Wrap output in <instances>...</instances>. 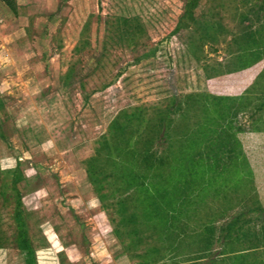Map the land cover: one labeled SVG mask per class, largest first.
<instances>
[{
    "label": "rangeland",
    "instance_id": "rangeland-1",
    "mask_svg": "<svg viewBox=\"0 0 264 264\" xmlns=\"http://www.w3.org/2000/svg\"><path fill=\"white\" fill-rule=\"evenodd\" d=\"M193 1L0 0V264H27L21 230L36 264H264V0ZM141 106L173 119L158 153L211 156L166 223L87 171Z\"/></svg>",
    "mask_w": 264,
    "mask_h": 264
},
{
    "label": "trees",
    "instance_id": "trees-1",
    "mask_svg": "<svg viewBox=\"0 0 264 264\" xmlns=\"http://www.w3.org/2000/svg\"><path fill=\"white\" fill-rule=\"evenodd\" d=\"M195 3V0L190 3L186 12L191 11ZM132 23L129 22L126 27L128 36L135 35L137 31L136 22ZM195 96L192 94L188 97L194 98ZM145 108L144 106L137 107L129 114V111H125L123 113L126 114L124 120L122 117L113 120L108 134L102 137L96 154L88 159L87 171L90 181L97 190L103 187L106 179L115 181L117 184L115 189L120 190L121 193H127L133 189L132 191H135L139 199L141 198L139 202L144 203L142 209L145 216L148 218L153 212L156 213L152 214L154 218L166 223L169 219L168 212L178 213L177 203L184 196L183 192H186L184 190L200 187L201 180L205 179L207 173L205 164H203L204 159L206 156L208 158L211 156L191 148V144H187L186 148L184 145H176L174 142L169 144L170 148L167 154L158 153L154 149L155 141L164 127L167 126V129H170L173 119H169L171 121L168 122L166 115L161 110L160 117L151 115V118H155L152 120L147 118L148 114ZM165 123L166 125H164ZM227 139H229L227 140L228 146L230 145L228 132ZM234 145L230 151H234ZM99 163H101L100 166ZM235 164L238 163L233 161L227 167ZM100 195L102 198L105 197L103 193ZM132 200L131 196L121 199L120 204L123 211H129V203ZM133 206L136 207L135 204ZM129 218L133 220L136 216L132 212ZM129 218L127 220H130ZM21 231H23L24 240L19 246L29 253L27 264H36L35 250L29 242L26 232ZM134 232L137 233L138 230H134ZM207 241H209L208 238ZM154 251L144 255L147 258L145 264L158 262L160 252L156 249ZM154 254L155 256H153ZM194 259L195 257L192 261H187L184 264H195L196 260Z\"/></svg>",
    "mask_w": 264,
    "mask_h": 264
},
{
    "label": "crops",
    "instance_id": "crops-1",
    "mask_svg": "<svg viewBox=\"0 0 264 264\" xmlns=\"http://www.w3.org/2000/svg\"><path fill=\"white\" fill-rule=\"evenodd\" d=\"M0 160L7 158V156L11 155L9 152L8 147L6 146V143L2 141L3 137L0 136Z\"/></svg>",
    "mask_w": 264,
    "mask_h": 264
}]
</instances>
